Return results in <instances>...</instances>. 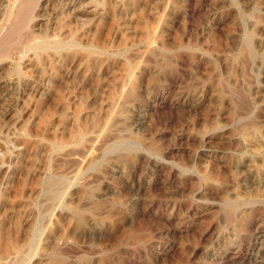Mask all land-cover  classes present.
Listing matches in <instances>:
<instances>
[{
  "label": "rangeland",
  "instance_id": "374dc122",
  "mask_svg": "<svg viewBox=\"0 0 264 264\" xmlns=\"http://www.w3.org/2000/svg\"><path fill=\"white\" fill-rule=\"evenodd\" d=\"M28 31L66 50L0 58V264H264V0H40Z\"/></svg>",
  "mask_w": 264,
  "mask_h": 264
},
{
  "label": "bare ground",
  "instance_id": "6f19581e",
  "mask_svg": "<svg viewBox=\"0 0 264 264\" xmlns=\"http://www.w3.org/2000/svg\"><path fill=\"white\" fill-rule=\"evenodd\" d=\"M12 1L13 3L8 5L9 6L8 8L9 14L7 16L8 26L4 27L3 29H2L3 26L0 27V58L9 57L14 50L17 51L19 49L25 51L27 50L28 46L31 43L34 45V47L37 50H43L41 53L45 52L44 54L49 55L50 52L48 51L54 48L55 55H63V53L66 50V44H64L63 42L61 43L59 41H56L54 44H52L47 34H43V36H41L38 41V39L33 34H31L32 32L30 31L31 32L30 33L28 31L29 22L33 18L35 9L38 7L40 0H12ZM5 23L3 22V24ZM67 49H72V48H67ZM49 188L52 191L53 194L52 197H54L59 190V183L51 182ZM19 260H21L20 257Z\"/></svg>",
  "mask_w": 264,
  "mask_h": 264
}]
</instances>
